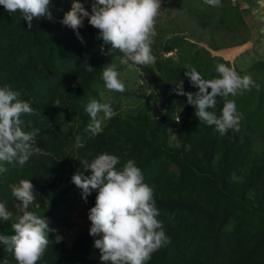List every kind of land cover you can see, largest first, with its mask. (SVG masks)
I'll return each mask as SVG.
<instances>
[{"label": "trees", "instance_id": "trees-1", "mask_svg": "<svg viewBox=\"0 0 264 264\" xmlns=\"http://www.w3.org/2000/svg\"><path fill=\"white\" fill-rule=\"evenodd\" d=\"M80 2L88 9L86 0ZM178 2L189 11L196 10L186 0ZM224 2L221 0L222 7H213L221 11L218 23L236 22L237 14ZM72 3L51 0L52 19H34L31 29L21 12L10 14L0 5V87L9 86L30 103L34 114L21 115L22 128L39 130L34 144L43 150L23 167L3 163L8 171L0 174V202H7L13 217L0 220V234L13 235L11 225L23 214L18 207L21 202L12 195L20 180H31L34 186L36 199L28 211L46 217L49 225L58 223L60 219L36 208L43 209L53 190L71 188L73 174L82 168L81 159L91 160L107 152L120 157L117 169L133 159L144 182L153 189L160 213L157 219L170 243L155 251L146 264H264V133L256 148V136L247 124L220 135L214 126L201 122L187 96L173 91L180 80L185 92L194 93L198 88L185 77L186 65L165 54L178 46L169 41L163 44L165 51H158L156 42L152 45L154 64L138 65L156 84L159 106L148 97L128 111L117 107L111 118L99 113L102 131L93 135L87 130L91 118L85 106L91 98L101 102L102 70L120 52L110 55L108 47L102 50L99 31L87 18L79 29L83 42L62 25ZM85 62L94 71L87 72L82 66ZM263 64L259 60L251 67ZM57 100L59 106L54 103ZM247 106L243 103L241 109L247 110ZM222 107L223 99L217 97L215 108L208 110L219 116ZM175 114L180 115L175 122L180 144L173 148L168 145L167 123ZM96 195L93 191L87 197L90 208L95 206ZM97 238L90 235V229L78 234L70 246L50 237L37 264H93L88 254ZM5 258L8 264H17L13 253L0 242V264Z\"/></svg>", "mask_w": 264, "mask_h": 264}, {"label": "clouds", "instance_id": "clouds-1", "mask_svg": "<svg viewBox=\"0 0 264 264\" xmlns=\"http://www.w3.org/2000/svg\"><path fill=\"white\" fill-rule=\"evenodd\" d=\"M212 7H222L221 0H204ZM162 0H93L91 11L80 0H73L69 11L64 13L62 25L76 32L83 42L79 29L87 18L90 25L99 30L97 39L103 40L102 50L108 47L111 55L118 50L122 54L121 63L130 68L133 65L148 67L156 62L152 45L156 32V18ZM8 13L19 11L27 21L28 29L33 20L52 19L51 0H0ZM87 72L94 71L85 62ZM219 74L215 79H204L195 67L188 66L184 73L196 92H185L184 81L175 84L173 91L187 96V103L196 111L195 116L214 131L226 135L229 130L238 131L243 115L237 111L236 103L229 96H237L252 87H259L248 74L239 75L224 63L216 64ZM102 80L109 91L124 92L125 85L119 79V73L113 64L102 70ZM211 89V91H209ZM100 97L105 93L101 91ZM20 93L9 86L0 87V162L18 164L23 167L32 156L40 155L43 150L35 146L34 141L39 130L24 131L22 114H34L30 103L21 100ZM223 99L221 114L208 109L215 108L216 98ZM59 106V100L54 102ZM90 116L87 130L93 135L102 131V120L113 116L109 102L101 103L91 98L85 106ZM77 137V141H79ZM83 170L78 169L72 176V183L82 190L87 200L93 191L97 192L95 206L89 210L91 221L90 235L99 237L94 247L100 250V260L105 264H146L151 255L170 243L163 224L157 219L159 210L153 196V189L144 182L141 169L133 159H128L122 169H117L120 157L100 153L91 160L81 159ZM90 170V175L86 174ZM8 168L0 164V174ZM31 180L22 179L12 189V195L21 202L23 214L16 217L11 227L13 235L0 234V242L6 245V251L13 253L17 264H37L43 257L49 244L48 234L54 231L49 227L46 217L28 211L36 199ZM7 202H0V220L9 221L13 213L8 210ZM2 264H8L5 258Z\"/></svg>", "mask_w": 264, "mask_h": 264}, {"label": "rangeland", "instance_id": "rangeland-1", "mask_svg": "<svg viewBox=\"0 0 264 264\" xmlns=\"http://www.w3.org/2000/svg\"><path fill=\"white\" fill-rule=\"evenodd\" d=\"M178 1L162 0L155 25L157 35L154 41L157 50L165 51V42H175L178 46L165 54L186 67H195L204 79L219 77L215 67L218 63L226 64L241 76L250 75L259 87L254 86L235 97L230 95L229 99L235 101L237 111L243 115L240 126L248 125L256 136L254 147L259 148L264 133V64L256 68H252L251 64L259 60L264 62V0H225L224 6L228 7L230 4L232 12L238 17L231 24L218 23L221 11L204 3V0H186L190 7L196 9L193 11H189ZM86 2L90 12L93 0ZM121 59L122 54L117 53L105 64L115 66L119 79L125 85V91H109L105 85L99 86L105 93L101 103L109 102L113 112L117 107L128 111L152 97L153 104L159 106L160 96L156 84L147 79L138 65L130 68L127 64H122ZM243 103L248 104L247 110L241 109ZM175 115L167 123L168 145L173 148L180 144V129L175 123L180 115ZM80 192L75 184L67 191L53 190L51 197L45 200L43 209L36 208L35 211L41 214L47 212L48 216L60 219L58 223L49 225L54 231L49 232L48 238L63 239L70 246L78 234L90 229L88 215L91 208ZM18 207L22 210L19 203ZM100 255V250L94 247L93 241L88 258L93 260V264H105L100 260Z\"/></svg>", "mask_w": 264, "mask_h": 264}]
</instances>
